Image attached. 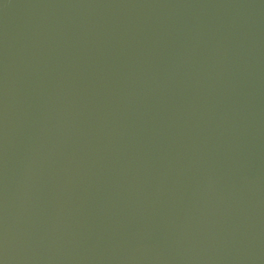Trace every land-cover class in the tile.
<instances>
[{"label": "water", "instance_id": "obj_1", "mask_svg": "<svg viewBox=\"0 0 264 264\" xmlns=\"http://www.w3.org/2000/svg\"><path fill=\"white\" fill-rule=\"evenodd\" d=\"M0 264H264V0H0Z\"/></svg>", "mask_w": 264, "mask_h": 264}]
</instances>
